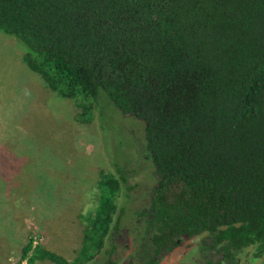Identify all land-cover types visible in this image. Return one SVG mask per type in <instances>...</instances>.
<instances>
[{
    "label": "trees",
    "instance_id": "trees-1",
    "mask_svg": "<svg viewBox=\"0 0 264 264\" xmlns=\"http://www.w3.org/2000/svg\"><path fill=\"white\" fill-rule=\"evenodd\" d=\"M0 31L80 115L105 96L143 122L155 183L135 211L142 260L186 235L264 254V0H0ZM120 181L101 176L104 206L72 264H94ZM32 257L71 264L30 238Z\"/></svg>",
    "mask_w": 264,
    "mask_h": 264
},
{
    "label": "rangeland",
    "instance_id": "rangeland-1",
    "mask_svg": "<svg viewBox=\"0 0 264 264\" xmlns=\"http://www.w3.org/2000/svg\"><path fill=\"white\" fill-rule=\"evenodd\" d=\"M25 51L0 31V264H57L22 260L30 238L71 264L80 259L84 233L104 206L103 174L119 178L120 190L104 245L91 262L121 263L145 239L135 211L147 204L155 183L144 124L105 96L91 117L80 115L74 100L49 89L24 61ZM196 242L177 247L161 264H182Z\"/></svg>",
    "mask_w": 264,
    "mask_h": 264
},
{
    "label": "flooded vegetation",
    "instance_id": "flooded-vegetation-1",
    "mask_svg": "<svg viewBox=\"0 0 264 264\" xmlns=\"http://www.w3.org/2000/svg\"><path fill=\"white\" fill-rule=\"evenodd\" d=\"M142 232L143 235H145L144 228L142 229ZM194 239H197V242L188 246L187 259L182 260V264H264V254L255 255V248H253L254 252L251 255L248 251L250 247H248L240 254L236 252L234 256L229 258L220 250L221 247L212 249L209 244L205 242V237L202 235H196L193 237L186 235L182 241H178V245L170 250H164L155 257V260L151 259V261L142 260V257L145 256V252L142 251L143 245H141L140 249L133 257H129L128 259H125L121 263L118 262L117 264H161L162 260L165 258V255L171 253V251L177 247H180L185 242H189ZM145 241L146 237L142 244H144Z\"/></svg>",
    "mask_w": 264,
    "mask_h": 264
}]
</instances>
